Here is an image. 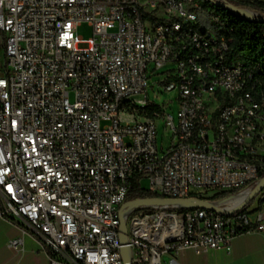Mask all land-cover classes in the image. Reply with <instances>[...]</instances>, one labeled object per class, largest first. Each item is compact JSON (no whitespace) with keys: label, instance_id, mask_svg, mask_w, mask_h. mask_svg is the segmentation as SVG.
<instances>
[{"label":"built area","instance_id":"built-area-1","mask_svg":"<svg viewBox=\"0 0 264 264\" xmlns=\"http://www.w3.org/2000/svg\"><path fill=\"white\" fill-rule=\"evenodd\" d=\"M220 22L195 0H0V217L40 237L49 264H125L123 246L129 264H180L187 249L230 250L264 231L249 208L158 206L129 211L128 243L119 237L134 178L156 197L223 210L264 178L263 69L228 60ZM171 63L177 125L147 95L150 65ZM162 122L173 140L161 157ZM7 244L24 250L22 237Z\"/></svg>","mask_w":264,"mask_h":264},{"label":"crops","instance_id":"crops-1","mask_svg":"<svg viewBox=\"0 0 264 264\" xmlns=\"http://www.w3.org/2000/svg\"><path fill=\"white\" fill-rule=\"evenodd\" d=\"M256 207H250L254 211ZM264 223V207L259 211ZM253 220L257 218L251 213ZM22 237L24 250L8 247L9 239ZM180 256V255H179ZM179 258V257H178ZM179 261V260H178ZM180 264H264V231H250L236 236L231 249H212L197 254L193 249L183 251ZM0 264H49V251L42 239L23 224L0 217Z\"/></svg>","mask_w":264,"mask_h":264},{"label":"trees","instance_id":"trees-1","mask_svg":"<svg viewBox=\"0 0 264 264\" xmlns=\"http://www.w3.org/2000/svg\"><path fill=\"white\" fill-rule=\"evenodd\" d=\"M195 1L201 3L204 8H211L213 12L220 15L221 22L218 24V28L220 32L227 38H231L228 60L242 61L252 68L256 64L260 65L263 69V72L260 73L263 75L262 79L264 83V36L261 35L260 32L263 26L262 22L243 18L224 6H213L209 0ZM232 3L238 7L252 8L264 12V1L256 0L254 2H249L245 0H239ZM236 192L238 191H234L230 194H234ZM262 194H264V189L258 196ZM220 195H224V197H226L225 193ZM217 196L219 195H216L214 198ZM146 197H156V195L150 192L148 188L139 185V183H137V179L134 178L129 187L126 199L128 200ZM256 198H254L242 210L249 208ZM263 205L264 200L261 201V206L256 207V209L251 211V213L260 211ZM152 209L153 208H142L140 210L142 212H148Z\"/></svg>","mask_w":264,"mask_h":264},{"label":"rangeland","instance_id":"rangeland-1","mask_svg":"<svg viewBox=\"0 0 264 264\" xmlns=\"http://www.w3.org/2000/svg\"><path fill=\"white\" fill-rule=\"evenodd\" d=\"M230 2H237L239 0H229ZM92 27L88 23H83L78 27V33L85 39L92 35ZM176 67L175 63L167 64L163 67L156 68L155 65H150L148 70V87L147 95L148 97L155 101L158 105L162 106L164 113L172 115L174 123L177 125L179 123V100L178 91L174 90L168 92L165 89V85L169 82L168 76L170 71ZM159 97H156L155 95ZM142 96V95H141ZM105 124V123H103ZM173 133L170 129L166 128L165 122L159 124L157 128V143L159 149V156H164L172 145ZM149 186V181L147 179L143 180V187L147 188ZM191 192L197 194H213V190L207 188H191ZM230 193H225V196H230ZM224 195H219L215 199H221ZM258 199V201H256ZM127 200V199H126ZM264 200V194L258 196L255 201L249 206L250 207H260L261 201ZM264 207V205L262 206ZM183 252L180 254L178 260L181 261ZM166 258V257H165Z\"/></svg>","mask_w":264,"mask_h":264},{"label":"water","instance_id":"water-1","mask_svg":"<svg viewBox=\"0 0 264 264\" xmlns=\"http://www.w3.org/2000/svg\"><path fill=\"white\" fill-rule=\"evenodd\" d=\"M216 6H224L231 11L241 12L250 17V20H257L260 22L264 21V17H255L251 13L247 11L246 8L238 7L232 2L224 3L222 1L210 0ZM264 189V178L257 183V185L253 188V190L240 202L236 203L233 208L223 210L221 209L214 201L211 200H202L195 198H168V197H146V198H136V199H128L126 200L120 207V241L123 245L128 243L129 240V229L128 223L126 219V215L129 211L137 209L139 207H158V206H186V207H206L213 209L215 211L221 212L225 215H231L236 211L243 209L246 205H248L254 198H256ZM122 256L125 264L130 263L131 253L130 248L127 246H123Z\"/></svg>","mask_w":264,"mask_h":264},{"label":"bare ground","instance_id":"bare-ground-1","mask_svg":"<svg viewBox=\"0 0 264 264\" xmlns=\"http://www.w3.org/2000/svg\"><path fill=\"white\" fill-rule=\"evenodd\" d=\"M246 196H247V194H241V195L236 197L234 202L238 203V202L242 201Z\"/></svg>","mask_w":264,"mask_h":264}]
</instances>
